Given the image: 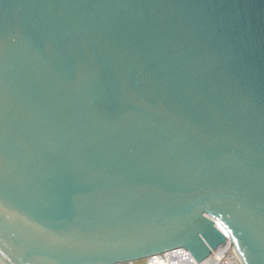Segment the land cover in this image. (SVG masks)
<instances>
[{"label": "water", "instance_id": "95a60500", "mask_svg": "<svg viewBox=\"0 0 264 264\" xmlns=\"http://www.w3.org/2000/svg\"><path fill=\"white\" fill-rule=\"evenodd\" d=\"M227 239L264 264V0H0V264Z\"/></svg>", "mask_w": 264, "mask_h": 264}, {"label": "built area", "instance_id": "2783aa9c", "mask_svg": "<svg viewBox=\"0 0 264 264\" xmlns=\"http://www.w3.org/2000/svg\"><path fill=\"white\" fill-rule=\"evenodd\" d=\"M143 263L138 261L129 264H240L228 241L211 250L210 254L201 261H196L184 248H176L160 254L147 257Z\"/></svg>", "mask_w": 264, "mask_h": 264}, {"label": "rangeland", "instance_id": "374dc122", "mask_svg": "<svg viewBox=\"0 0 264 264\" xmlns=\"http://www.w3.org/2000/svg\"><path fill=\"white\" fill-rule=\"evenodd\" d=\"M143 261H144V260H139L138 262H139V263H143Z\"/></svg>", "mask_w": 264, "mask_h": 264}]
</instances>
